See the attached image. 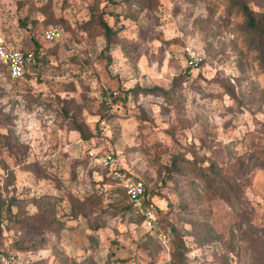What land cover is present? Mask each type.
Segmentation results:
<instances>
[{
    "label": "rangeland",
    "instance_id": "rangeland-1",
    "mask_svg": "<svg viewBox=\"0 0 264 264\" xmlns=\"http://www.w3.org/2000/svg\"><path fill=\"white\" fill-rule=\"evenodd\" d=\"M236 1L0 0V32L37 57L18 81L0 63L4 248L33 264H128L149 236L169 254L109 196L119 188L89 155L103 147L167 201L162 225L197 230V264H264V36ZM246 1L264 16V0ZM49 28L62 39L45 43Z\"/></svg>",
    "mask_w": 264,
    "mask_h": 264
},
{
    "label": "built area",
    "instance_id": "built-area-1",
    "mask_svg": "<svg viewBox=\"0 0 264 264\" xmlns=\"http://www.w3.org/2000/svg\"><path fill=\"white\" fill-rule=\"evenodd\" d=\"M60 39H62V32L58 28H49L43 33V41L47 44L58 42ZM19 51L21 64L23 66V76L17 77L15 80L23 79L35 63V50L19 49ZM0 63L7 69L8 75L12 78L11 73L8 70L12 61L9 59L8 62L5 63L3 60H0ZM187 64L191 70H196L200 64V59L196 54L190 52ZM100 129L105 134L110 129L109 122L105 119L101 120ZM95 149H99L100 151L97 152L96 156H92L90 153L93 150H90L89 155L91 159L94 162L97 160L105 161V163L99 165L102 166V168L107 169L110 178L119 188L124 190L128 203L131 205L132 209L143 218L145 228L148 227V225L145 224V221H147L152 225L148 231L155 234L165 249L169 251L171 243L175 237L174 231L171 227H165L162 225L160 210L156 208V205L154 204L155 201L149 199L145 182L135 177L131 171L125 170L120 158L114 152L105 150L103 147ZM114 162L116 164L115 169L112 167ZM121 177H123V179H121ZM125 181H128L127 185H125ZM137 185H142V191L138 190ZM154 208L156 209L157 218L151 220L148 217V212ZM0 264H30V260L24 254L11 251L0 244Z\"/></svg>",
    "mask_w": 264,
    "mask_h": 264
},
{
    "label": "trees",
    "instance_id": "trees-1",
    "mask_svg": "<svg viewBox=\"0 0 264 264\" xmlns=\"http://www.w3.org/2000/svg\"><path fill=\"white\" fill-rule=\"evenodd\" d=\"M236 2H237V5L240 7L242 13L244 14V16H245V18L247 20L248 29L251 30V31H254L258 36H264V25H263V22H262V18L264 16H261L260 14L258 15L257 13H255L249 7V4H248V2L246 0H237ZM105 28L107 29V32L108 33L111 32V29L108 26H105ZM261 42L263 43V41H261ZM33 50H35V49H33ZM35 52H36V50H35ZM262 53L264 54V50H263ZM263 57H264V55H263ZM36 58L37 57L35 55V61H36ZM33 69H34V65L31 67L30 71H33ZM6 71H7V69H6ZM18 80H21V79H17L16 81H18ZM108 118L109 117H104V118H102V120L105 119L108 122H110ZM78 132H80L81 134H83L81 129H78ZM102 169L104 171H106L108 173V176H109L108 170L105 169V168H102ZM105 185H107V183H104L103 182L101 184V187H103ZM145 185H146V183H145ZM146 189H147V195H148L149 199L150 200H153L154 198L150 196L149 191H148V188H147V185H146ZM99 190L100 189H97V191H96L97 192V196L95 197V199L98 201V203H101L102 201H104L103 200L104 193H101ZM113 193L114 194L115 193H119V194L123 195L127 199V196H126L124 190H122L121 188H119L118 190H115L113 192L111 191V193H109V196H113V195H111ZM129 206H130L129 212L130 213L131 212H135L132 209V207H131L130 204H129ZM129 212L124 213V215L125 214L128 215ZM92 213H93V210L87 209L86 211L83 212V215L85 216V218L89 219L91 217ZM99 220H100V217L98 218L97 221H95V223L93 225L91 224V226L94 227V228L91 227L92 229H94V230H100L101 228H104L103 227V226H105L104 223L102 224ZM170 226L173 228V231H174V234H175L174 240L172 241L173 242L174 249H175L174 250V253L172 254V261L174 263H176V264H184L182 262V260L186 257V254L189 252L188 248L185 245L184 238L187 237V236L188 237H193L194 240H195L196 246H197V230H194L193 229L192 231H186V230H183L182 228H178L177 226H173V225H170ZM111 259H112V255L109 256V261L106 264H110L111 263ZM81 263L82 264H97L93 259L84 260ZM30 264H33L31 262V260H30Z\"/></svg>",
    "mask_w": 264,
    "mask_h": 264
},
{
    "label": "clouds",
    "instance_id": "clouds-1",
    "mask_svg": "<svg viewBox=\"0 0 264 264\" xmlns=\"http://www.w3.org/2000/svg\"><path fill=\"white\" fill-rule=\"evenodd\" d=\"M44 2L46 3L47 0H44ZM57 3H58V0H57ZM105 3H106V0H104V2H102L100 4V7L104 8ZM37 6H40V5L38 4ZM37 15L41 21H44L46 19V17L43 14L38 13ZM58 15H59V13H57V16ZM176 35H178V34H176ZM19 48H20V38H18V36L16 34H11V35L6 37L3 32H0V60H3L5 63H7L9 59L12 61L11 66L8 70L10 71L13 80H15V78H17V77L23 76V66L21 64ZM32 83H35V81L33 80ZM93 86L95 87L94 83H93ZM125 87H128V85H126ZM45 91H47V90L45 89ZM65 95H67V94L61 92L60 93L61 99H63L65 97ZM72 95H75V93H73ZM225 101L227 103H230L227 96H225ZM156 111H159V108H157ZM84 115L87 116L88 113L85 112ZM98 120H99L98 116L89 117V123H94ZM163 127L166 128L167 125H164ZM0 131H2V130H0ZM188 142L189 143L191 142V136H189ZM99 151H100L99 149H95L90 154L92 156H96L97 152H99ZM43 158L46 159V157H43ZM187 158L189 160L192 159L191 154H189ZM96 163L97 164H103V163H105V161L104 160H97ZM112 167H113V169H115V167H116L115 162L113 163ZM124 167H125V170L131 171V169L128 168L127 164H125ZM95 178H96V180L102 179V177L99 173L95 174ZM121 179H123V177H121ZM127 183H128V181H125V185H127ZM137 188H138V190L142 191V185H137ZM154 199L159 201V204H156V203H154V204L156 205V208H158L161 212H166L168 210V203L166 200H162L159 197H155ZM148 217L151 220H154L157 218L155 208L148 212ZM145 224L148 225V227L145 230H148L152 227V225L149 224L147 221H145ZM8 243H11V241L9 240ZM196 254L197 253H195V252L191 253V255H196ZM77 255H82V253L78 252ZM168 258L170 259V257H168ZM55 259L56 258L53 256L51 258V260L49 261V264H53V261H55Z\"/></svg>",
    "mask_w": 264,
    "mask_h": 264
},
{
    "label": "crops",
    "instance_id": "crops-1",
    "mask_svg": "<svg viewBox=\"0 0 264 264\" xmlns=\"http://www.w3.org/2000/svg\"><path fill=\"white\" fill-rule=\"evenodd\" d=\"M30 74H31V71H29V73H27L25 77H29ZM153 200L155 201V199ZM101 230L102 228L100 230H97V232L100 233ZM145 233L150 234V236L152 237L154 235L148 230H146ZM151 241L152 239L149 236L144 237L143 243H142L143 245L136 246L135 248L136 256L128 264H176L172 261V254L174 253V250H175L173 246V242L171 243L169 254L166 255L158 243H157L158 247H152L150 243ZM184 242L189 252L186 254V257L182 260V262L184 264H197V259H196L197 254L191 255V253L193 252L197 253V246H196L194 238L187 236L184 238ZM163 256L166 258V260L164 259ZM168 257H170V259ZM115 258L111 259L110 264H123L121 261ZM107 261H109V256L107 257ZM95 262L99 264L98 261H95Z\"/></svg>",
    "mask_w": 264,
    "mask_h": 264
}]
</instances>
